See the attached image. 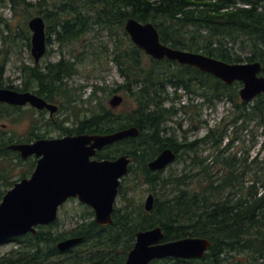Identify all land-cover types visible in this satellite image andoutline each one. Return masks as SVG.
I'll use <instances>...</instances> for the list:
<instances>
[{
  "label": "trees",
  "instance_id": "1",
  "mask_svg": "<svg viewBox=\"0 0 264 264\" xmlns=\"http://www.w3.org/2000/svg\"><path fill=\"white\" fill-rule=\"evenodd\" d=\"M42 1L44 4H52L53 9L47 16L56 19L57 37L62 43L79 42L84 43L83 46L87 44L86 48L92 47L89 41L85 42L87 34L94 27L93 18L95 23L108 31L111 49L101 54L91 51L89 58L99 55L98 58L103 57V63H115L124 80L112 91V94L121 93L125 97V103L119 109L99 103L92 105L99 100L95 87L89 99L81 101L91 105L87 110L89 115L81 114L82 119L79 120L77 114V125L64 127L65 134H109L137 126L141 129L140 137L117 142L99 152L98 158L115 159L119 155L128 154L133 158L130 174L140 168V178L152 187L156 188L158 184L165 187L172 182L176 186L166 193L167 197L163 200L157 198L151 212L143 208L128 211L130 207L126 205L125 213H121L122 210L116 207L114 223L108 227H102L91 220L57 236H51L50 232L41 228L37 236L22 239L23 242L31 243L28 251L14 254L12 258L3 257L0 264H91L94 254H97L94 256L96 261L102 264H125L129 251L134 247L137 232L157 226L163 228L165 242L200 237L209 239L211 247L201 260L170 258L152 264H262L264 155L261 158L258 154L251 161L248 157H225L223 161L220 160L221 169L214 173H210L211 167L205 165V160H201L202 178H196L199 173L193 176L184 174L180 178L168 177L162 182L160 178L156 183L148 174V163L165 149H173L179 158L182 150L196 153L204 144L217 150V159L221 151L232 146L233 140L230 141L227 127L230 122L235 125L241 123V127L247 129L254 125L251 131L263 129L264 132V94L252 102H244L239 96L241 83L227 85L195 67L181 66L168 60H154L133 44L124 27L130 18L142 23L151 22L158 29L162 42L171 47L201 52L231 64L261 62L264 75V0ZM94 10L97 14L92 16ZM238 41H242L244 48L250 47L249 55L243 57L238 54L235 49ZM22 74L23 85L8 87L23 92L32 91L49 102H57L59 96L67 100L69 93L65 79L75 75V68L69 61L61 60L46 67L25 65ZM3 86L5 83L0 81V87ZM167 86L175 88L173 96L167 92L166 99L158 100ZM179 89L204 100L228 101L234 108L233 119L229 123L224 120L210 128L205 136L195 141L188 142L187 130H184L182 140H179L176 131L162 128L167 120H172L180 111H187L191 107L190 103L179 108L176 106V100L180 98ZM130 100L134 108L128 111ZM1 110L20 111L21 108L0 104ZM161 133L165 134L161 136ZM31 136L37 135L33 133ZM226 139H229V143L223 147ZM30 140L32 138L23 140L14 135H2L0 160L9 159L12 155L19 158L8 146L14 141ZM262 147L264 150V142ZM30 161L31 169L35 167L36 161ZM120 196H125L124 184L120 188ZM78 236L84 238L82 246H88L87 251L80 252L77 249L68 255L59 256L54 245L45 254L44 243H58ZM60 257L63 258L56 261ZM46 258L48 262L43 261Z\"/></svg>",
  "mask_w": 264,
  "mask_h": 264
},
{
  "label": "rangeland",
  "instance_id": "2",
  "mask_svg": "<svg viewBox=\"0 0 264 264\" xmlns=\"http://www.w3.org/2000/svg\"><path fill=\"white\" fill-rule=\"evenodd\" d=\"M49 3L44 4L42 0H0V79H2L0 81L5 83V86L2 88H6L9 85L15 87L23 85V67L25 65L34 66L35 64L32 55L33 33L29 27V21L34 16L41 15L46 19L47 36L49 39L47 54L40 61L39 65L46 67L48 64L58 63L61 60L69 61L74 65L75 75L68 76L65 79L69 96L67 95V100L59 96V100L54 104L58 105L60 110L52 117L48 112H39L38 110L31 109L29 106L22 108L20 111L1 110L0 137L2 135H14L23 140L29 138L33 140L38 136V138L44 137L46 139L61 138L65 136L64 127L71 128L77 125L78 119L75 117L77 114L79 115V120L82 119V115H89L87 110L91 105L87 102L82 103L81 101H87L95 87H97V98L99 100L92 105L99 103L110 107L109 101L116 95V93L112 94V91L124 82L120 76V69L115 63H103L104 59L103 57L98 58L99 55L89 58L91 51H96L97 54H101L102 51L107 52L111 49L110 33L105 31L100 24L95 23L93 18L92 26L94 27L87 34V40L85 42L87 43L89 41L92 47L86 48L88 46L87 44L83 46L84 43L79 44V42L62 43L57 37L56 31L58 30V26L56 19L53 18L51 20L52 18H48L49 16H47L48 12L53 9L52 4ZM96 14L97 12L94 10L92 16ZM235 49L243 57L250 54V47L246 46L244 48L242 41L235 43ZM144 63H146V59ZM1 66L3 67L1 68ZM174 90V88L167 86L163 90V93L159 95L161 98L158 100L162 98L166 99L165 94L167 92L170 96H173ZM178 94L180 98L176 100V106L179 108L184 103H190L191 107L187 111H180L177 117L172 120H167L162 125V128H166V131H176L179 135V140H182L184 130H187L186 137L188 142L195 141L205 136L210 128L218 126L224 120L229 123L233 119L232 111L234 108L226 100H204L194 94H185L182 90H178ZM129 102L130 108L128 111L134 108L133 101L130 100ZM180 123L182 126H180ZM237 125L234 122L227 124L230 141L233 140L232 146L230 149L221 151L217 159V150L212 148L211 145L204 144L201 146L199 152L196 153L190 150H182L176 162L162 172L155 173L150 171L147 173L152 179H155V183L160 178H162V182L168 179V177L172 179L180 178L185 176L184 174L193 176L195 173H199V176L196 178H202V173H200L201 160H205V165L211 167L210 173H214L221 169L220 164H222L221 161L225 157L236 156L238 159L248 157L251 161L259 154L262 158L264 155L262 147V143L264 142L263 129L251 131L254 125L249 129L241 127V123ZM33 133L37 136H31ZM164 134L161 133V136ZM226 143H229V139H226L223 147ZM30 160L24 162L14 155L9 159L0 160V162L3 161L0 163V191L5 192L11 189L13 184L19 182L24 174H27V178L31 177ZM139 169L137 168V171L132 172L123 181L125 185V196H120L117 200V208L122 210L121 213H125L126 205L130 207L128 211L138 210L139 208L145 210L146 200L149 194H154L156 200L157 198L163 200V198L167 197L166 193L176 186L175 182H172L165 187L158 184L154 188L140 178ZM183 189L189 190L190 188L183 187ZM92 212V209L81 204L78 200H71L60 209L58 224L52 227H45L44 231L50 232L51 236L72 231L86 221L94 220L95 214H92ZM30 244V242H9L3 244L0 246V259L2 257L12 258L15 256V251L25 249ZM54 245L58 249L57 243H44V247H46L45 254ZM75 249L71 252L73 253ZM77 249L80 252L87 251L88 246H82ZM58 253L59 256L68 255L66 253H60L59 251ZM94 256H97V254L92 255L91 264H102L97 262ZM58 260L61 259H56V261ZM43 261L48 262L49 260L46 258ZM77 264L82 263L78 262Z\"/></svg>",
  "mask_w": 264,
  "mask_h": 264
},
{
  "label": "water",
  "instance_id": "3",
  "mask_svg": "<svg viewBox=\"0 0 264 264\" xmlns=\"http://www.w3.org/2000/svg\"><path fill=\"white\" fill-rule=\"evenodd\" d=\"M29 27L33 32L32 54L39 63L47 51L44 18H32ZM125 29L132 41L155 59L167 58L197 67L228 85L241 82L240 96L244 101H251L264 93V77L260 76L263 66L259 62L228 64L201 53L172 48L161 42L159 32L152 23H141L133 18L127 21ZM123 101L122 96L115 95L109 103L117 108ZM0 102L14 106L30 104L38 110L48 109L51 114L59 109L35 94L9 88H0ZM140 134L141 129L134 126L110 134H82L12 144L10 149L19 152L23 159L35 155L38 162L31 178L17 183L0 201V244L28 233L36 235V227L54 223L59 207L72 197L93 208L98 225H112L121 180L128 175L132 158L128 155L115 160L93 158L105 147L127 138H137ZM176 159L172 149H165L148 166L152 171H160ZM154 202L155 197L150 194L145 209L152 211ZM164 237L161 226L138 232L126 264H150L167 258L202 259L211 246L207 238L162 242ZM82 240L81 237L64 240L58 244V249L66 252Z\"/></svg>",
  "mask_w": 264,
  "mask_h": 264
},
{
  "label": "bare ground",
  "instance_id": "4",
  "mask_svg": "<svg viewBox=\"0 0 264 264\" xmlns=\"http://www.w3.org/2000/svg\"><path fill=\"white\" fill-rule=\"evenodd\" d=\"M51 20H53V18L51 19ZM58 24V23H57ZM48 28H50V27H48ZM56 28V27H55ZM52 29V28H51ZM56 30V29H55ZM49 31H50V29H49ZM51 32H53V31H51ZM89 34V33H88ZM19 36V35H18ZM167 96V95H166ZM159 99V98H158ZM165 99V98H164ZM72 109V108H71ZM131 145V144H130ZM173 150V149H172ZM174 151V150H173ZM175 152V151H174ZM176 153V152H175ZM176 155H177V159H178V154L176 153ZM176 159V160H177ZM151 162V161H150ZM149 162V163H150ZM149 163H148V165H149ZM148 168H149V166H148ZM149 170L150 171H152L150 168H149ZM165 170V169H164ZM163 170H160V171H152V172H155V173H158V172H162ZM159 179V178H158ZM170 180V179H169ZM165 184V183H164ZM164 199V198H163ZM208 201V200H207ZM88 244V243H87ZM103 245V244H102ZM110 247V246H109ZM49 248V247H48ZM77 249V248H76ZM75 249V250H76ZM58 251L60 252V253H65V252H61L59 249H58ZM72 251V250H71ZM127 251V250H126ZM77 252V251H76ZM81 254V253H80ZM124 257V256H123ZM235 257V256H234ZM201 260V259H200Z\"/></svg>",
  "mask_w": 264,
  "mask_h": 264
}]
</instances>
